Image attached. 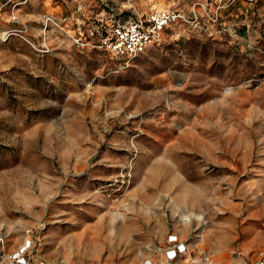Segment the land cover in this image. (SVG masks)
Instances as JSON below:
<instances>
[{
	"label": "rangeland",
	"instance_id": "374dc122",
	"mask_svg": "<svg viewBox=\"0 0 264 264\" xmlns=\"http://www.w3.org/2000/svg\"><path fill=\"white\" fill-rule=\"evenodd\" d=\"M168 8L140 55L94 46ZM171 234L173 264L264 259V0H0V264H161Z\"/></svg>",
	"mask_w": 264,
	"mask_h": 264
},
{
	"label": "built area",
	"instance_id": "2783aa9c",
	"mask_svg": "<svg viewBox=\"0 0 264 264\" xmlns=\"http://www.w3.org/2000/svg\"><path fill=\"white\" fill-rule=\"evenodd\" d=\"M132 14L126 20L119 19L107 33L100 35L94 46L106 49L121 58L132 59L143 53L150 45L160 41L162 32L168 26L186 19L180 11L171 8L150 13L136 11ZM112 15H114V12ZM49 20L51 18H48ZM74 40L82 48L89 46L88 41L82 37H74ZM161 251L163 253L162 257H164L161 264H173L180 258L192 253L190 244L180 241L176 234L169 236L168 246L161 249ZM148 264L153 263L149 262ZM190 264H206V255L192 259ZM258 264H264V259H261Z\"/></svg>",
	"mask_w": 264,
	"mask_h": 264
},
{
	"label": "trees",
	"instance_id": "16d2710c",
	"mask_svg": "<svg viewBox=\"0 0 264 264\" xmlns=\"http://www.w3.org/2000/svg\"><path fill=\"white\" fill-rule=\"evenodd\" d=\"M124 20L125 18H123V17H121L120 16V18L119 17H116V16H114V15H112L111 14V23H112V27L116 24V22L118 21V20ZM111 27V28H112ZM100 30H102V34L100 33L101 31ZM109 31V29H107L106 27H102V29H97V33H98V35L100 36V35H103V34H105V33H107Z\"/></svg>",
	"mask_w": 264,
	"mask_h": 264
},
{
	"label": "bare ground",
	"instance_id": "6f19581e",
	"mask_svg": "<svg viewBox=\"0 0 264 264\" xmlns=\"http://www.w3.org/2000/svg\"><path fill=\"white\" fill-rule=\"evenodd\" d=\"M184 216H186V214H184ZM199 237H200V238H199V239H200V241H202V237H201V236H199ZM197 244H199V242H198Z\"/></svg>",
	"mask_w": 264,
	"mask_h": 264
}]
</instances>
